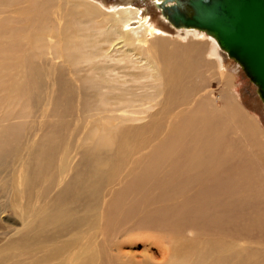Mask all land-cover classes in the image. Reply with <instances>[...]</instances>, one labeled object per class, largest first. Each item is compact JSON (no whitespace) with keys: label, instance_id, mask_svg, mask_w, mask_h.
<instances>
[{"label":"rangeland","instance_id":"rangeland-1","mask_svg":"<svg viewBox=\"0 0 264 264\" xmlns=\"http://www.w3.org/2000/svg\"><path fill=\"white\" fill-rule=\"evenodd\" d=\"M93 1L103 9L123 3L141 7L144 13L153 17L152 20L157 22L161 29L168 30V35L179 39V43L186 42L185 32L174 29L164 21L152 0ZM33 3L30 0H16L14 10L9 11L7 6L0 8V64L11 66L9 71L0 67V264H71L77 255L82 258L73 264H167L174 258L173 252L175 254L176 249L177 261H184V264H210L209 253L201 257L192 255V260L187 261L189 255L180 252L181 249L189 248L198 250L207 240L210 250L211 241L214 239H230L227 234H219L218 230L210 229L207 232L200 227L198 205L201 196L194 191L203 186L204 182L201 185L199 183L210 170L219 172L225 165L223 163L228 159L225 157V147L229 141L236 138V129L240 127L242 132L249 131L246 117L258 125L262 131L258 137L263 135L264 138V104L256 92L255 85L238 65L218 49L222 56L221 65L218 66L212 61L214 67L209 71L198 67L188 80H172L167 84L168 92L176 95L183 92L184 97L182 100H165L161 105L167 113L175 105L186 106L190 113H194L195 119L203 118L205 113L206 116H214V124L209 127L207 136L212 134L206 144L192 147L186 155L182 153L179 144L178 154L173 162L164 153L165 143L174 139L165 134L168 126H164L163 122L149 123L148 126L116 125L108 138L102 140L106 133L103 128L106 127L86 116L102 106L100 100L116 101L123 89H126V99L132 93H135L136 97V91L143 79L141 75H137L140 72L123 71L109 76V68L94 58L88 64L81 63L88 69L84 73L88 74L86 78L91 80L92 85L83 82L84 76L78 80L69 78V69L65 67L66 69L60 68L56 71L52 77H43L44 84L30 94L25 87L22 88L21 83L24 77L31 78L30 75L26 76V73L32 69L23 70L34 63L39 65L44 58L41 52L39 53V44L34 40L40 31V23L41 26L43 24L42 19H53V13L60 11L59 7L66 15L72 12L69 4L64 5V0H50L45 5L36 4L31 11ZM46 7H50L48 12H42ZM9 18L10 22L7 21ZM65 20H61L62 23ZM45 21L49 28L48 20ZM165 46L171 49L170 42H165ZM93 50L89 48L88 52ZM205 58L207 61L213 60L208 55ZM115 67L114 64L116 71ZM20 71L24 74H20ZM226 71L230 72L232 77L229 84L223 79V72ZM84 73L81 72L80 76ZM17 80L19 84H15ZM51 80L57 85L55 89ZM200 92L212 97L215 109L217 107L225 113L222 118L218 119L214 110L208 111L204 102L194 100ZM241 105L244 109L240 108ZM234 112L236 115L232 116ZM221 122L226 124V129L219 128ZM125 132L136 137L128 140L127 145L120 142L126 137ZM261 142L263 143V140ZM91 143L96 146L94 159L102 156L103 149H110L108 160L113 163L122 164V160H125L118 155V152H123L120 150L123 146H127L132 153L138 152L139 163L121 175L125 179H138L128 182L124 179L121 183L116 181L119 186L125 182L126 188L128 186L127 189L124 186L121 196L111 198V195H105L112 187L107 185H102L101 188L92 187L90 191L79 190L75 183L68 187L63 186L60 166L71 164L70 158L75 161ZM243 145L241 144L242 156L237 162L231 163L233 168L240 172H245L250 155L260 151ZM143 146L144 148H140ZM124 152L127 154V151ZM148 155L154 156V162ZM80 159L85 163L90 161L85 155L80 156ZM263 161V158L259 159L260 165L264 166ZM113 166L116 168L117 164ZM140 171L144 174L141 178ZM25 174L26 179L22 180ZM222 186L219 191L222 201L230 199V192L234 202H241L244 195H248L249 200L257 190L256 185H252L253 187L245 192L242 182L228 177L222 181ZM78 191L84 194L83 197L77 195ZM201 193L203 194V190ZM186 197H189L186 200L188 206L185 201L180 203ZM80 198L88 199L79 200ZM90 200L93 208L79 210L78 215L83 216L78 222L68 226L58 225L69 202L85 203ZM125 208H130L131 212L125 214ZM105 211L109 212L107 219H103ZM236 211L238 212L237 209ZM26 218L33 219L28 226L22 227V221ZM255 238H258L257 234ZM242 240L247 242L251 239L247 236ZM256 244L258 246L254 249ZM251 246L248 245L247 250H253L252 260L246 255L242 256L252 264H262L264 249L258 251L260 245L257 242ZM235 247L234 259L237 260L236 255L242 253L239 246ZM107 250L122 261L112 259L108 263L105 256ZM96 252H100L99 257L94 258ZM234 259L230 264H251L248 260L236 263Z\"/></svg>","mask_w":264,"mask_h":264},{"label":"bare ground","instance_id":"bare-ground-1","mask_svg":"<svg viewBox=\"0 0 264 264\" xmlns=\"http://www.w3.org/2000/svg\"><path fill=\"white\" fill-rule=\"evenodd\" d=\"M15 1L16 0H0V8L7 6L6 8L9 9V11L14 10ZM30 1L34 2L30 8L32 11L34 5H45L50 0ZM64 2L66 3H64V5H70L69 7L72 8V12L66 15L62 13L63 9L59 7L60 11L59 13H53V19H42L43 24L42 26L41 23L39 25L40 31L34 37L35 42L39 44V53L41 52L42 56L47 59L48 62L43 58L39 65H44V67H40L35 63L31 67H28V64L26 65L27 67L23 66L25 68H23V71H28L29 69H32V71L29 70L30 72L28 74L26 73V76L30 75L31 78L24 77L21 83L23 87H21H25V89L32 94L34 89H39L40 86L44 84L43 77H52L56 71L65 67L69 69V78L73 77L75 80H78V78H83L84 76L85 79H83V82L86 85H92L91 80L86 78L88 74L84 73L88 71V69L81 63L88 64L94 58L96 61H100V64L109 68V76H111L112 73H123V71H126L125 73L138 71L140 73L137 75H141L143 79L140 88L136 91V97L135 93H132L130 97L126 99V93H124L126 89H123V93L117 96L116 101L100 100V105L102 106L86 116L87 118L89 117L91 121L94 120L106 127V129L103 128L106 133L102 140L108 138L116 125L147 124L146 126H148L149 123L157 124L163 122L164 126H168L165 134L174 139L170 143H165L164 149L165 156L169 157L173 162L178 154L179 144L184 155L188 154L192 147L206 144L208 137L212 134L210 133L209 136H207L209 127L214 124V116H206L207 113H205L203 114V118L200 117L199 119H195L194 113H190V110L186 106L180 104L171 107L168 113L165 112L161 107L165 100L173 98H181L182 100L184 97L183 92L179 95L168 92L167 84L174 79L188 80L193 76L194 71L198 67L205 68L209 71L214 67L212 61H215L218 66L221 65L220 60L222 56L219 53L220 50L242 70L240 62L230 57L227 52L220 47L217 40L206 31L192 27L173 26L164 16L161 5L159 4L160 0H152L155 8L160 12V17L164 21H167L174 29L185 32V43H179V39H175L173 36L168 35V30L165 31L161 29L157 22L154 23L152 20L153 17L148 13H144V9L141 7L123 3L110 5L109 7L105 6L106 9H103L93 0H64ZM168 2L171 4V1ZM48 9H50V7L44 8L42 12H48ZM190 13L191 10L187 12V15ZM46 19L50 24L49 28H47L48 24L45 21ZM64 19L66 20L62 23L61 20ZM7 21L10 22L11 19ZM178 24L181 25L183 22L180 20ZM165 42H170L171 49L167 48L168 45L165 46ZM89 48L94 49L92 51L93 53L88 52ZM218 49L220 50L218 51ZM206 55H208V57L210 56L213 60H208L210 61L208 62L205 58ZM115 57L118 59H115ZM31 60L33 59L31 58ZM114 64L116 66V71L114 70ZM0 67L6 71H9V69L11 70V66L7 67L6 64L3 63L0 64ZM95 69H97L96 66ZM16 70L18 69L16 68ZM81 72L84 74L80 76ZM20 74L24 73L20 71ZM223 79L226 84H229L232 79L231 73L228 71L223 72ZM51 81L55 89L57 85L54 80ZM151 82H153V84H150ZM19 83L17 80L15 84ZM194 100L204 102L206 106L210 108H207V110H214L218 119L222 118L225 114L220 111V109H217V107L215 109L212 103V97L209 94L200 92L198 98ZM240 108L244 109L242 105ZM234 113L232 116L236 115V113ZM246 123L249 127V131L246 132V130L242 132L240 131V127H238V129H236V138L229 141L226 145L225 157L228 159L223 163L225 165L221 167L219 172L210 170L203 176L199 183L201 185L202 182H204L203 186H200V188L194 191L199 197L201 196L198 205L200 227L207 232L210 229L218 230L219 234H227L230 239L226 237V239H214V241H211L210 250H208V244H210L208 240V244L202 243L198 250L190 248L188 250L181 249V253L186 254V256L187 254L189 255L187 261L192 260V255L201 257L209 253L211 257V260L209 259L210 264H227L231 258L234 259L235 257V246H239L242 254L236 255L237 260H234H236V263H244L249 260L247 259V261L245 256L242 255H246L249 259L253 256V250H247L248 245L252 247L253 245L251 246V244L257 242L260 245V248L258 247L257 250L264 249V166L259 163L260 158L264 160V138L263 135L262 137H258V135L261 134L259 133L261 129L252 119L246 117ZM221 124L219 128L226 127L225 123L221 122ZM157 134H155V138ZM125 135L126 137L120 140L124 145H127V141L131 138H136L128 132H125ZM175 137L178 140L175 139ZM262 140L263 143L261 142ZM241 144L248 145L253 149L256 148V150L260 149L259 152L250 155V162L245 167V172L237 171V169L233 168V165H231L233 161L237 162L243 154V151H241ZM1 147L2 145L0 144V148ZM140 148H144V146ZM95 149V144L91 143L90 147L86 146L85 151L83 150L81 152L80 156L85 155L90 159L88 163L82 161L79 156L75 161H73V158H70V160L72 159L71 164L65 163L60 166V169H62L60 174L61 181L64 183L63 186L68 187L75 183L76 188L79 190L90 191L92 187L98 188L100 186L101 188L102 185H107L112 187L105 195H111V198L113 196H121L123 194L122 190L126 188V182L138 179H125L121 176L123 173L125 174L128 172L135 164L139 163L140 159L138 152L132 153L128 150L127 146H123L120 148L123 152H118V155L125 160H122V164H119L108 160L109 154L111 153L110 149H103L102 156L99 159H94L93 153ZM1 151L2 150H0V152ZM124 151H127L128 155ZM148 157L154 162L155 158L153 155H148ZM67 161L69 162V160ZM113 164H117V167L114 168ZM86 167L91 169H83ZM121 167H123V169H120ZM150 173H152V171ZM142 176H144V174L140 171L139 177L141 178ZM226 177L229 179H238L242 182L245 192H247V189H251L253 187L252 185H256V192L253 193L251 199L249 198L251 202L248 200V195L242 196L241 202H234L235 199L232 198V192L229 194L230 199L228 198L227 200L224 197L226 201H222L219 191L220 187L224 186H222V181H224ZM21 179H26V174ZM124 179L126 180L124 185L119 186L118 183H121ZM117 180H119V182H116ZM202 190L203 194L201 193ZM81 191H78L77 195H82L81 197H83L84 194H81ZM89 191L87 192L88 194ZM187 198L189 197L184 198L180 203L183 204L185 201V205L188 206L186 202ZM84 199L88 198H80L79 200ZM82 208H93L92 201L90 200V202L85 203L69 202L64 208V214H61L58 225L68 226L78 222L83 216L78 215V211ZM130 212V208H125V214ZM108 214L109 212L105 211L103 214L105 218L103 219H107L106 216H109ZM32 219H24L22 221V227L28 226ZM228 220H231L230 223L227 222ZM255 234L258 235L257 239L255 238ZM247 236L251 240L243 242L242 239L247 238ZM257 246L256 244L254 249H256L255 247ZM240 250H238L237 253H239ZM177 252L178 249L175 250V254ZM98 253L100 252H96L93 257H99ZM102 253L103 252H101V254ZM175 254L173 252L174 258L167 264H184V261L175 260ZM105 256L108 263L111 262L112 259L122 261L120 257L111 254L108 250ZM81 258V255L74 256L71 264L77 262ZM232 259L229 264L232 262Z\"/></svg>","mask_w":264,"mask_h":264},{"label":"water","instance_id":"water-1","mask_svg":"<svg viewBox=\"0 0 264 264\" xmlns=\"http://www.w3.org/2000/svg\"><path fill=\"white\" fill-rule=\"evenodd\" d=\"M159 4L173 26L212 35L240 62L264 104V0H160Z\"/></svg>","mask_w":264,"mask_h":264}]
</instances>
